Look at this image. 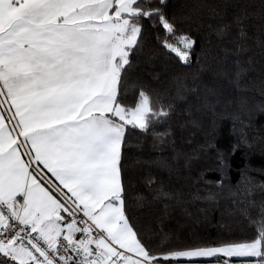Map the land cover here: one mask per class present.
I'll list each match as a JSON object with an SVG mask.
<instances>
[{
    "label": "snow or ice",
    "instance_id": "obj_1",
    "mask_svg": "<svg viewBox=\"0 0 264 264\" xmlns=\"http://www.w3.org/2000/svg\"><path fill=\"white\" fill-rule=\"evenodd\" d=\"M194 3L193 11L206 9L208 20L217 23L205 24L202 15L170 18L168 0H0V264H264V200L256 217L240 209L255 232L242 240L176 246L164 234L153 245L128 215V133H148L175 110L159 95L154 100L134 75L133 57L143 53L148 30L166 54L190 66L196 39L178 25L208 29L193 85L179 81L178 89L182 97L202 84L206 104L216 89L203 84L204 74L239 88L241 57L253 48L264 55V0ZM212 37L220 54L213 51ZM229 56L236 69L231 78L224 67ZM187 124L198 126L189 119L180 127ZM168 135L170 130L154 133L160 142ZM252 146L243 129L227 153L214 136L206 141L203 151L215 150L220 175L216 192L206 196L200 189L187 195L166 189L151 175L143 182L154 201L166 202V217L170 206L189 199L216 200L232 168L230 157ZM200 180L213 183L203 173ZM257 192L264 193V181L248 176L246 166L229 195L255 205L251 197ZM146 199L138 193L133 203L143 208Z\"/></svg>",
    "mask_w": 264,
    "mask_h": 264
},
{
    "label": "trees",
    "instance_id": "obj_2",
    "mask_svg": "<svg viewBox=\"0 0 264 264\" xmlns=\"http://www.w3.org/2000/svg\"><path fill=\"white\" fill-rule=\"evenodd\" d=\"M209 2L215 4L216 0ZM218 6L224 7L222 4ZM195 7L194 0H168L165 10L170 18L172 15L177 18L189 14L202 15L205 24L217 23L208 20L206 9L200 13L193 11ZM228 11L227 19L230 20L234 9L229 8ZM178 28L190 32L196 39L190 66L181 64L174 55L166 54L155 42L152 29L146 33L143 53L133 57L136 65L134 75L146 86L154 100L159 95L165 105L172 104L175 110L167 122L156 125L148 133H128L123 148L128 215L141 229L142 238L153 245L158 244L164 234L170 237L169 243L176 246L203 240L251 239L255 235L254 229L248 226L240 209L248 208L251 216L256 217L264 193H255L251 199L256 204L249 205L246 201L241 203L242 198L231 197L229 191H235L239 186L241 172L246 166L248 176L254 181H264V111L260 110L264 108V55L260 54L259 48H253L241 57L244 73L239 88L230 79L213 81L210 75L204 74L203 84H213L216 89L215 95L208 97L210 103H205L202 84L198 91H185L181 97L178 89L183 85L179 81H186L191 89L192 78L198 72L197 55L202 47L208 46L205 35L208 29L198 30L195 24H180ZM249 34H252V29H249ZM211 46L215 53L220 54L215 37L211 38ZM226 46L232 47L231 44ZM248 57L252 58L251 63L247 62ZM233 59L229 56L224 65L230 78L236 71ZM189 119H194L198 126L187 124L180 127ZM241 129L247 133L253 146L251 149L241 147L230 157L232 168L216 200L189 199L181 207L170 206L169 215L165 217L163 209L166 202L152 199L153 193L145 187L143 178L151 175L158 185L163 182L166 189L182 190L186 195L197 189H200L201 196L208 195L209 191L216 192L214 182L220 179L219 173L214 170L216 152L209 150L205 154L203 146L214 136L217 148L227 153L231 145L237 142ZM165 130H170V135L160 142L154 133ZM194 152L199 158L190 160L189 155ZM202 173L213 183L205 185L200 180ZM138 193L147 197L143 208L133 203V197ZM149 225L151 232L146 230Z\"/></svg>",
    "mask_w": 264,
    "mask_h": 264
}]
</instances>
